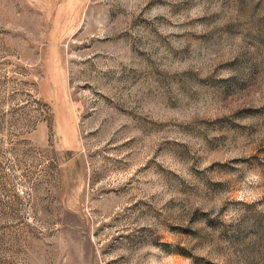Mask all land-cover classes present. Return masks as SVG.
I'll return each mask as SVG.
<instances>
[{"label": "rangeland", "instance_id": "rangeland-1", "mask_svg": "<svg viewBox=\"0 0 264 264\" xmlns=\"http://www.w3.org/2000/svg\"><path fill=\"white\" fill-rule=\"evenodd\" d=\"M0 264H264V0H0Z\"/></svg>", "mask_w": 264, "mask_h": 264}]
</instances>
